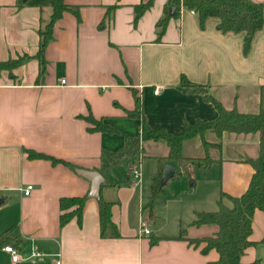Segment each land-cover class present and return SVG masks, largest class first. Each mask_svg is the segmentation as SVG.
<instances>
[{
  "label": "crops",
  "instance_id": "obj_1",
  "mask_svg": "<svg viewBox=\"0 0 264 264\" xmlns=\"http://www.w3.org/2000/svg\"><path fill=\"white\" fill-rule=\"evenodd\" d=\"M65 1L74 10L57 20L41 73L39 31L50 21L52 0H0V60L30 56L12 73L0 72V264H212L218 252L205 254L204 242L197 245L189 238L213 235L218 227L192 224L201 210L191 202L188 220L182 216V202L175 210L169 198L163 200L164 208L155 204L150 214L145 213L148 186L143 179L141 185L132 180V168L139 160L126 158L105 167L109 152L123 144V136L89 131L84 116L104 118L122 132L139 134L140 119L127 114L136 106V95L148 125L175 134L199 119L218 117L207 95L219 98L227 108L236 105L241 112L256 113L264 85V27L245 53L244 33H223L217 18L208 19L202 28L197 14L183 5L179 14L175 15L177 8L170 12L160 34L169 0H154L137 21L135 5L146 0ZM253 1L264 4V0ZM113 5L117 8L109 17L108 7ZM182 76L197 85H182ZM156 87H162L161 93H155ZM206 139L222 141V150L211 146L208 151L217 161L212 165L219 178L217 195H241L253 174L244 159L257 156L259 134L225 133L219 140L208 131ZM200 148H204L202 137L197 135L184 142L183 153L195 157L186 151ZM240 148L252 154L244 155ZM27 149L76 168L30 158ZM168 150L162 141L145 144L140 163L157 162L144 171L151 186L165 171L158 159ZM168 163L176 170L179 167ZM77 168L104 176L100 197L114 202L113 219L121 236L101 235L100 197L89 196L91 181ZM30 184L34 188L25 195ZM86 194L82 221L74 219L62 226L60 199ZM142 226L151 232H142ZM182 230L185 238H180ZM252 240L255 244L246 249L243 260L264 262V213L260 210L254 216ZM8 244L23 258L33 250L41 254L15 262L4 250Z\"/></svg>",
  "mask_w": 264,
  "mask_h": 264
},
{
  "label": "trees",
  "instance_id": "obj_2",
  "mask_svg": "<svg viewBox=\"0 0 264 264\" xmlns=\"http://www.w3.org/2000/svg\"><path fill=\"white\" fill-rule=\"evenodd\" d=\"M154 0L142 1L135 5V21L147 11ZM176 6L175 15L179 14L181 6L193 10L199 20L202 28H205L208 19L217 18L218 28L223 33H244V52L248 53L251 49L255 35L264 27V4L253 0H169L166 7V15L160 21L164 31L167 20L170 18V6ZM116 5L108 7L107 15L111 17V12L116 9ZM73 6L65 0H52V14L50 21L44 29L39 31L41 36L40 49L37 57L40 60L41 73L45 71V49L53 40L54 26L63 14L72 11ZM28 54L9 60H0V72L2 70L12 71L18 67ZM181 83L185 86H195L196 83L190 81L186 76L181 77ZM218 110V117L214 120L199 119L195 123H189L181 133H171L164 128H152L146 122L142 115L141 100L138 95L135 96L136 106L133 110H127L130 117L138 118L141 121V132L139 134H128L122 132L104 122V118L97 119L93 115L84 116L89 122V131H100L108 133H118L123 136V144L109 152V163L105 167H111L123 162L126 158L138 159L145 157V144L152 142H165L169 147L168 154L158 159L161 171L164 170L168 162L178 164L180 171L176 170L174 177H179L183 172H190L192 166L209 165L212 166L217 161L210 157L208 151L211 146H216L222 150V141L210 142L206 139V133L212 131L219 140H222L225 133L241 134H259V150L255 157H246L253 167L247 189L241 195H231L221 193L218 200V209L213 211H198L196 219L192 224L202 226L204 224H215L218 229L213 235L200 238H189L190 243L197 245L204 242L203 253H208L215 249L219 258L212 264H264L261 259H254L246 262L243 255L248 247L255 244L252 240L253 220L257 210L264 213V85L261 87V104L256 113L241 112L236 105L227 108L222 101L213 96L207 95ZM197 135L202 137L203 146L206 149V155L203 157H190L183 153V145ZM30 158H46L53 163L62 162L75 169L76 166L51 155L27 149ZM165 186H161L160 178L154 179L150 189V197L146 207L152 212L155 200L164 191ZM89 196H64L60 199V223L62 226L76 219L81 222L83 219L85 205ZM229 201L227 203L226 201ZM99 218L101 226V235L103 237H119L120 229L113 219V201L105 200L102 196L99 198ZM8 232V231H7ZM6 235V232L3 234ZM4 238V236H3ZM180 238H185V230L181 231Z\"/></svg>",
  "mask_w": 264,
  "mask_h": 264
},
{
  "label": "rangeland",
  "instance_id": "obj_3",
  "mask_svg": "<svg viewBox=\"0 0 264 264\" xmlns=\"http://www.w3.org/2000/svg\"><path fill=\"white\" fill-rule=\"evenodd\" d=\"M194 149V148H193ZM204 148H200L198 150H190L186 151V153H194L195 157H203L205 156ZM204 151V152H203ZM240 152H242L244 155H250L252 154L249 151L243 150L241 151V148L239 149ZM258 153V150H257ZM155 163L154 161L144 160L143 163L141 162L140 165L142 167V179H143V185L146 184L148 192L150 193V184L151 179H145L144 171L148 168H152ZM169 164L166 163L165 166ZM174 166V165H173ZM165 168V167H164ZM119 167V171H120ZM178 171L181 170L180 167L177 168ZM119 171L117 172L119 174ZM120 175V174H119ZM219 182V178L217 177L216 173L214 172V169L212 166L209 165H194V167L190 170V172H184L179 177H174L169 180V182L165 185L164 191L161 193V195L155 200L154 205L161 206L160 208H164L163 200L166 198L171 199V203L173 204V209H177V203L180 201L182 202V205H184L183 210V218L185 220H188L190 215V202L192 205H196L198 210H205V211H213L218 209V201L219 195H217V185ZM147 192V193H148ZM148 193V194H149ZM147 194V196H148ZM146 196V201L148 200V197ZM174 201V202H173ZM176 203V204H175ZM150 208H145V213L150 214ZM173 220L172 222H175V216H172ZM197 217V216H196ZM161 219V218H159ZM158 219V221H160ZM196 219V218H195ZM194 219V220H195ZM217 228L216 225L210 226ZM213 229V228H212ZM210 230V229H209Z\"/></svg>",
  "mask_w": 264,
  "mask_h": 264
},
{
  "label": "water",
  "instance_id": "obj_4",
  "mask_svg": "<svg viewBox=\"0 0 264 264\" xmlns=\"http://www.w3.org/2000/svg\"><path fill=\"white\" fill-rule=\"evenodd\" d=\"M175 10H176V6H172L170 8V12L172 14L175 12ZM76 171L77 173H79L80 175L91 181V189L89 192V196L99 198L102 184L105 181L104 176L99 171L87 170L83 168H77ZM175 171H176L175 166L171 164H167L165 166V171L160 179L161 186H165L167 184V182L174 176Z\"/></svg>",
  "mask_w": 264,
  "mask_h": 264
},
{
  "label": "built area",
  "instance_id": "obj_5",
  "mask_svg": "<svg viewBox=\"0 0 264 264\" xmlns=\"http://www.w3.org/2000/svg\"><path fill=\"white\" fill-rule=\"evenodd\" d=\"M162 91V87H156L155 88V93L159 94ZM132 180H133V184L134 185H141L142 184V169H141V165H140V161L138 163H136L133 168H132ZM34 186L32 184L28 185L25 189H24V193L25 195H29L31 194L32 190H33ZM141 231L149 234L151 231L145 227L142 226ZM4 250L9 252L12 256V261H19L20 259H22L23 257L21 256V254L19 253V251L12 245V244H8L4 247ZM41 254V252L33 250L32 253L30 255H26L25 258H32V257H36L39 256ZM58 264H60V262H58Z\"/></svg>",
  "mask_w": 264,
  "mask_h": 264
}]
</instances>
